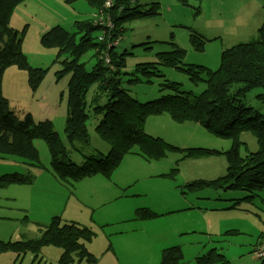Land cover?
<instances>
[{
	"label": "rangeland",
	"instance_id": "rangeland-1",
	"mask_svg": "<svg viewBox=\"0 0 264 264\" xmlns=\"http://www.w3.org/2000/svg\"><path fill=\"white\" fill-rule=\"evenodd\" d=\"M153 1L138 0V9L147 11ZM177 1L174 0L171 7L170 0H163V12L158 3V10L150 15L123 19L119 33L114 32L115 25L109 12H99L111 19V22L106 18L95 20L98 26L109 30L106 51L96 55L94 47H89L79 57V62L90 71L99 57L106 62V53L113 47V53L125 54L123 66L119 68V88L136 104L177 95L187 97L191 103L207 91L208 74L219 68L221 53L228 46L226 39L212 40L204 32H200L202 38L197 37L192 42L189 29L193 25L200 29L205 24V20L197 18L196 9L211 21L213 8L207 0L201 4L195 0ZM237 4L242 9L249 6L250 0H237ZM102 5L101 9L105 8L104 3ZM92 12L93 8L83 0L72 3L66 0H26L14 9L9 21V27L22 39L20 54L30 67L45 71L33 88L28 83L26 70L15 66L8 69L2 76L0 94L18 120L31 114L36 123L50 121L67 158L74 151L84 152L86 158H91L89 153L101 152L109 146L95 133L101 116H94L90 109L85 113L88 117L86 137L72 143L66 140L63 132L69 76L62 73L58 76L63 54L58 57V49L44 46L40 39L56 26L68 33H77L78 24L90 22ZM74 35L78 42L82 33ZM100 35L99 29L91 31V43ZM201 40L203 49L196 51L194 46ZM176 48L182 52L179 66L162 65L158 58L168 56ZM160 53L164 54L157 56ZM186 68L196 73L194 78L187 74ZM260 93L262 89H254L250 97ZM87 94L89 101L94 97V88L90 87ZM96 95L91 106H104L109 100L119 101V96L111 99L106 93ZM248 103L255 105L253 101ZM204 128L193 120L178 122L166 113L150 114L142 129V134L154 141L148 151L135 146L107 173L95 171L77 179L70 176L71 179H60L51 173L48 149L40 139L32 141L37 149V162L15 156L0 158V177L10 173L31 177L29 184L12 183L0 188V241L16 245L39 240L54 216L59 217L61 224L70 223L81 230L68 253L67 262L58 263L64 252L48 245L37 253L11 249L1 252L0 264H161L162 258L164 260L161 248H135L127 244L135 237L125 233L134 227L135 222L156 218L139 219L137 209L134 222H126L130 217V204L149 203L156 194H165L167 199L166 194H173L169 199L179 206L183 203L177 194H205L209 198L205 203L220 205L217 211L221 213H206L204 218L194 213L170 218L167 225L173 231L177 220L196 223L200 228L175 236L173 243L176 246L163 249H167L164 256H169L164 264H194L197 257L210 250L221 254L227 264H264V232L257 234L254 223L247 227L241 220L238 222V214L251 213L264 218V192L257 193V198L244 200L248 195L246 191L234 190L236 194H225V189L214 187L190 188L195 181H213L225 176L231 151L235 149L239 158H243L257 150V141L251 133L232 138ZM87 142L93 150L89 144L85 146ZM115 194H122L123 198L113 200ZM133 194L140 196L132 197ZM73 204L75 207L72 208Z\"/></svg>",
	"mask_w": 264,
	"mask_h": 264
},
{
	"label": "trees",
	"instance_id": "trees-1",
	"mask_svg": "<svg viewBox=\"0 0 264 264\" xmlns=\"http://www.w3.org/2000/svg\"><path fill=\"white\" fill-rule=\"evenodd\" d=\"M25 1L0 0V86L4 73L14 66L27 71L28 83L33 88L36 87L45 71L28 65L20 54L22 39L16 30L9 27L14 9ZM74 1L78 0H66L67 3ZM83 1L95 12L107 13L105 8L101 9L103 0ZM138 6V0H114L108 12L112 16L115 33H119V24L123 19L131 20L143 15L147 16L158 10L157 4H151L150 8L144 12H141ZM78 28L77 33H68L58 26L53 27L41 37L40 43L44 46L56 47L58 57L63 54L60 60L63 61L62 70L58 76L61 73L69 76L68 104L63 132L66 140L72 143L86 137L88 117L85 113L88 109L94 116H101L97 127L95 126V133L109 146L106 156L108 161L100 164L99 170H92L89 173L95 171L107 173L123 154L135 146L148 151L150 144L154 141L148 140L142 134L145 118L150 114L166 113L178 122L193 120L201 127L223 137L236 138L241 133H251L257 141V150L243 158H239L235 149L231 151L227 157L225 176L213 181H195L190 186L191 189L214 187L246 191L248 195L244 197V200L257 198V193L264 192V113H262L264 112L262 111L264 108V21L257 31V40L237 44L222 51L219 68L208 74L207 91L195 97L191 103L187 101V97L177 95L143 105L136 104L119 88V68L123 66L125 54L113 53L114 48L111 47L106 53V62L99 57L90 71H86L84 64L78 60L89 47H94L96 55L106 51V35L109 30L103 29L91 20L78 24ZM96 29L101 31V35L97 37L96 42L91 43L89 34ZM79 32L82 36L77 42L74 34ZM197 37L202 38L191 31L192 42ZM194 49L201 51L203 41L196 43ZM162 54L164 53L157 56ZM181 56L182 52L176 48L168 56L159 57L158 60L162 65L175 68L179 66ZM185 71L191 78L195 77L196 73L192 69L186 68ZM90 87L94 88L93 98L97 96V93H106L111 99L119 96V101L114 103L109 100L107 105L91 106L93 98L87 100ZM258 88L262 89V93L250 97V93ZM248 101H253L255 105H250ZM31 116L26 114L22 120H18L9 109L6 99L0 94V158L15 156L37 162L38 155L32 141L40 139L48 149L50 167L56 171L53 175L60 179H68L64 172L68 168V158L58 135L53 131L52 123L48 120L36 123ZM66 165L67 168H65ZM72 173L76 179L88 174L78 167L72 169ZM30 182L29 175H3L0 177V188L12 183L29 184ZM136 217L144 219L157 217V215L148 209H139L136 211ZM79 232L81 230L76 226L70 223L61 224L59 217H53L39 240H27L16 245L0 241V253L9 249L37 253L40 248L49 245L60 248L64 252L58 260V263H64L68 261V253L73 248L74 241L80 237ZM88 238H90L89 235ZM166 250H162L164 260L169 257L164 256ZM164 260L162 258L161 264L165 263ZM194 264H227V262L221 254L210 250L205 255L197 257Z\"/></svg>",
	"mask_w": 264,
	"mask_h": 264
},
{
	"label": "crops",
	"instance_id": "crops-1",
	"mask_svg": "<svg viewBox=\"0 0 264 264\" xmlns=\"http://www.w3.org/2000/svg\"><path fill=\"white\" fill-rule=\"evenodd\" d=\"M106 1V0H105ZM177 1V0H176ZM198 4H201L203 0H195ZM213 8L212 20L209 21L206 17L203 16V13L200 9H196L197 18L200 20H205V24L199 29L194 25L190 28V32L194 31L198 35L200 32L210 35L212 40H221L226 39V48H230L237 44L248 43L257 40L258 34L257 31L264 21V0H250V4L247 7L240 9L237 4V0H207ZM113 2H110L108 7H104L106 11L113 6ZM178 2V1H177ZM160 4L163 12V0H154L152 4ZM174 0H170V6L173 7ZM243 11V16L241 15ZM98 11L93 12L90 15V20L95 22V17H98ZM104 19L106 18L108 22H111V19L108 15L104 14ZM201 36V35H200ZM66 141V140H65ZM72 145V144H70ZM35 147V146H34ZM36 148V147H35ZM37 151V149H36ZM109 149H105L101 152H95L96 155L104 157L108 154ZM84 152L74 151L68 159H84ZM90 156H94V153L91 152ZM52 174H56L52 168L50 169ZM18 174L19 173H10ZM4 174V175H10ZM3 176V175H1ZM56 180V179H55ZM225 194H236L233 191H226ZM76 194H74L75 196ZM168 199L165 197V194H156V198L149 203H139L134 202L130 204V217L126 220L128 223H133L134 212L139 209H148L157 215V217L150 221H140L135 222L134 227L125 233H130L135 238L129 240L127 244L134 246L141 250V248H151L152 246H158L161 250L176 246V243H173L174 237L188 234L187 230L199 229L200 226L196 223L183 222L182 220H177L178 222L174 225V231L167 225V221L172 217H179L181 215H186L188 213H194L196 216H201L204 218L206 213H211V215H221L217 211V208L220 205H208L205 203L209 198L205 194H177L179 198L182 199L183 205L179 206L176 201L169 199L173 194H166ZM113 200L123 198L122 194H115ZM140 194H133L132 197H138ZM216 198V195H215ZM234 198V197H232ZM118 201V200H117ZM116 201V202H117ZM75 207V204L71 206ZM229 207V205H228ZM137 210V211H138ZM57 217V216H54ZM166 217V218H165ZM53 218V217H52ZM241 220L247 227H252L253 223L256 225L257 234L264 232L263 221L264 218L256 214H238V222ZM206 224V221L204 225ZM252 236V235H251ZM253 237V236H252Z\"/></svg>",
	"mask_w": 264,
	"mask_h": 264
},
{
	"label": "bare ground",
	"instance_id": "bare-ground-1",
	"mask_svg": "<svg viewBox=\"0 0 264 264\" xmlns=\"http://www.w3.org/2000/svg\"><path fill=\"white\" fill-rule=\"evenodd\" d=\"M88 144L89 143L87 142L85 146H87ZM89 145H90V150H93V146H91V144H89ZM93 153H94V156H92L91 158L84 157L83 160L68 159V168H67V165H66L65 168H67V169L64 170V172L67 175V177L70 176V177H72V179L75 178L73 176L72 169H74L76 167L81 168L84 173H89V171H92V170H99L98 166L100 164H103V163L108 161L104 157H101L100 155H96L95 152H93ZM70 177H68V178H70ZM226 191H234V190L227 189ZM226 191H224V192H226Z\"/></svg>",
	"mask_w": 264,
	"mask_h": 264
},
{
	"label": "built area",
	"instance_id": "built-area-1",
	"mask_svg": "<svg viewBox=\"0 0 264 264\" xmlns=\"http://www.w3.org/2000/svg\"><path fill=\"white\" fill-rule=\"evenodd\" d=\"M111 1H112V0H106V1H105V6L108 7V6L110 5V2H111ZM96 18H99L101 21L104 20V16H103L102 13H98V17L96 16V17H95V20H96ZM262 254L264 255V251H262Z\"/></svg>",
	"mask_w": 264,
	"mask_h": 264
}]
</instances>
